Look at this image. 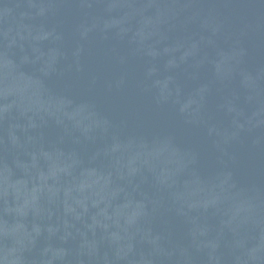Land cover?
I'll return each mask as SVG.
<instances>
[{"label":"water","instance_id":"water-1","mask_svg":"<svg viewBox=\"0 0 264 264\" xmlns=\"http://www.w3.org/2000/svg\"><path fill=\"white\" fill-rule=\"evenodd\" d=\"M0 264H264V0H0Z\"/></svg>","mask_w":264,"mask_h":264}]
</instances>
